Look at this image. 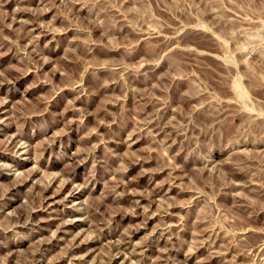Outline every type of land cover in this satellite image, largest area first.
<instances>
[{"label":"rangeland","instance_id":"1","mask_svg":"<svg viewBox=\"0 0 264 264\" xmlns=\"http://www.w3.org/2000/svg\"><path fill=\"white\" fill-rule=\"evenodd\" d=\"M0 264H264V0H0Z\"/></svg>","mask_w":264,"mask_h":264}]
</instances>
